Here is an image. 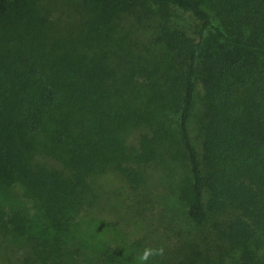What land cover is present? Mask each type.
Wrapping results in <instances>:
<instances>
[{"label":"trees","instance_id":"1","mask_svg":"<svg viewBox=\"0 0 264 264\" xmlns=\"http://www.w3.org/2000/svg\"><path fill=\"white\" fill-rule=\"evenodd\" d=\"M84 2L101 10L94 24L106 38L127 7L154 4L164 15L193 13L200 39L165 28L167 56L154 69L96 63L82 52L87 35L58 54L35 38L10 58L0 51V175L22 182L60 235L31 237L26 262L69 264L62 235L86 208L95 175L114 168L138 186L145 164L171 170L181 147L188 218L208 226L161 264H264V0ZM10 9L0 0V16ZM139 123L151 132L135 152L123 135ZM45 136L58 166L31 158ZM0 224L26 231L19 213Z\"/></svg>","mask_w":264,"mask_h":264},{"label":"rangeland","instance_id":"2","mask_svg":"<svg viewBox=\"0 0 264 264\" xmlns=\"http://www.w3.org/2000/svg\"><path fill=\"white\" fill-rule=\"evenodd\" d=\"M96 9L84 0H11L10 12L0 16V51L10 58V49H22L27 46L21 45L24 40L35 38L45 51L58 54L70 45L71 38L79 42V37L87 35L91 42L82 52L96 63L154 69L167 56L165 28L200 39L202 22L193 13L170 7L164 15L154 4L127 7L106 38L96 30L94 23L99 17L95 12L101 11ZM137 101L144 111L146 97L142 95ZM176 120L174 115L175 128ZM139 124L123 135L128 149L135 152L140 150L141 136L151 132L149 126ZM198 129L195 125V135ZM50 147L48 136L40 138L32 160L60 165ZM180 149L171 170L145 164L144 181L138 186L114 168L92 178L86 208L62 235L69 264H136L135 257L144 247H164L163 256L148 262L161 264L181 250L179 246L185 241L206 232L208 223H193L188 218L182 188L189 167ZM171 150L178 152L177 144ZM14 213L23 217L26 231L6 230L0 224V264H28L31 237L60 236L50 228L39 199L22 182L4 180L0 175V222ZM229 217L224 214L222 219Z\"/></svg>","mask_w":264,"mask_h":264},{"label":"clouds","instance_id":"3","mask_svg":"<svg viewBox=\"0 0 264 264\" xmlns=\"http://www.w3.org/2000/svg\"><path fill=\"white\" fill-rule=\"evenodd\" d=\"M164 254V247H144L143 250L136 255L135 261L136 264H148L153 257L163 256Z\"/></svg>","mask_w":264,"mask_h":264}]
</instances>
